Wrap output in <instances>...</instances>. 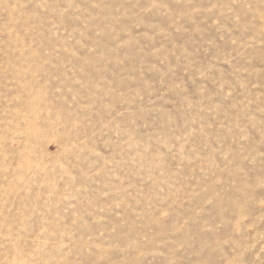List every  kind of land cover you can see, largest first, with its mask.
<instances>
[{"label":"rangeland","instance_id":"374dc122","mask_svg":"<svg viewBox=\"0 0 264 264\" xmlns=\"http://www.w3.org/2000/svg\"><path fill=\"white\" fill-rule=\"evenodd\" d=\"M0 264H264V0H0Z\"/></svg>","mask_w":264,"mask_h":264}]
</instances>
